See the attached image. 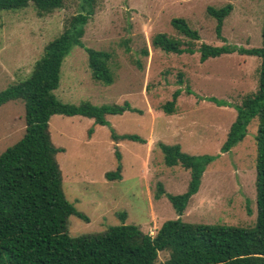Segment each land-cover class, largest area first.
I'll return each instance as SVG.
<instances>
[{"label":"rangeland","instance_id":"obj_1","mask_svg":"<svg viewBox=\"0 0 264 264\" xmlns=\"http://www.w3.org/2000/svg\"><path fill=\"white\" fill-rule=\"evenodd\" d=\"M94 1L93 14L80 40L84 47L110 53L112 82L95 81L85 51L73 45L61 62L53 94L63 103L126 104L133 111L106 115L105 125L78 115L49 117L50 141L63 149L55 159L64 197L88 220L69 215L67 233L102 234L123 222L153 235L163 221L177 217L190 223L252 226L256 215V120L249 122L242 140L228 152L220 153L219 148L235 119L234 106L256 89L259 59L233 52L199 62L197 51L164 53L151 45V38L164 33L188 41L169 23L172 18H183L198 34L195 46L225 43L244 49L258 47L263 0ZM80 4L81 0H63L60 8L43 16H37L31 5L0 13V91L29 74L43 46L80 12ZM225 4L232 8L222 22V41L216 37L215 20L205 8ZM179 73L181 83H177ZM186 87L190 94L184 91ZM177 88L182 90L174 112L167 115L160 106ZM211 96L229 105L216 106L204 99ZM23 113L20 100L0 105V153L23 135ZM112 134L134 135L144 143L115 141ZM158 142L178 144L192 155L220 153L206 166L197 192L180 215L164 195L154 198V192L159 182L165 193H182L189 174L180 166L163 164ZM114 151L120 155L119 179L107 180L104 174L116 169ZM122 213L124 218L120 219ZM166 258L167 252H158V262Z\"/></svg>","mask_w":264,"mask_h":264},{"label":"trees","instance_id":"obj_2","mask_svg":"<svg viewBox=\"0 0 264 264\" xmlns=\"http://www.w3.org/2000/svg\"><path fill=\"white\" fill-rule=\"evenodd\" d=\"M63 0H0L2 11L20 10L31 5L37 16L49 14L61 7ZM95 1L81 0L80 12L68 21L62 32L49 40L42 54L32 64L29 74L21 81L0 91V105L20 100L23 106L24 132L21 138L0 153V264H264V0L260 28V45L239 48L230 44L218 46L193 41L198 34L183 18L170 19V25L188 41L182 42L164 33H156L151 45L164 53L197 51L199 62L222 54L236 52L259 59L257 86L246 94L238 105L234 121L220 145V153L228 152L241 141L252 119L257 122L255 140V207L254 224L250 227L204 224L182 221L179 217L163 221L153 235L143 233L133 224L108 227L102 234L67 233V217L87 218L66 200L61 187V173L55 155L63 149L54 146L48 133V119L53 114L90 118L93 124H107L106 115L133 111L128 105H100L89 102L63 103L53 91L58 86L59 69L63 58L73 45L83 48L91 77L102 84L112 82L109 70L110 53L84 47L81 43L84 25L93 14ZM231 5L219 8L207 6L205 11L215 20L214 32L221 36L223 19ZM147 55L145 49L141 50ZM140 67L139 63H136ZM179 73L177 83H181ZM181 88L171 93V99L160 108L169 115L174 112ZM184 91L190 94L189 87ZM205 100L216 106L229 103L215 97ZM113 140H144L134 135H115ZM165 166H180L189 174L185 190L180 194L165 193L156 183L154 198L164 195L177 215L182 214L190 197L198 190L206 166L217 155H192L183 152L178 144L157 143ZM116 169L106 172L107 180L119 179L120 155ZM246 212L250 214L247 208ZM124 218V213L119 215ZM167 258L157 261L158 252Z\"/></svg>","mask_w":264,"mask_h":264}]
</instances>
